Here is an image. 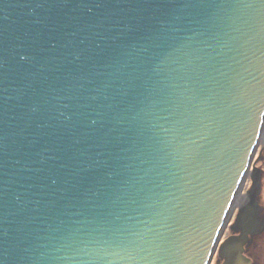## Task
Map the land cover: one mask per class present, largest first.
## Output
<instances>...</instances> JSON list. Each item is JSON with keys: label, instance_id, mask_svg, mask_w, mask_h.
<instances>
[{"label": "water", "instance_id": "obj_1", "mask_svg": "<svg viewBox=\"0 0 264 264\" xmlns=\"http://www.w3.org/2000/svg\"><path fill=\"white\" fill-rule=\"evenodd\" d=\"M263 134L264 0H0V264H252Z\"/></svg>", "mask_w": 264, "mask_h": 264}, {"label": "rangeland", "instance_id": "obj_2", "mask_svg": "<svg viewBox=\"0 0 264 264\" xmlns=\"http://www.w3.org/2000/svg\"><path fill=\"white\" fill-rule=\"evenodd\" d=\"M250 172L244 184L242 193L250 191L254 186V191L251 196V206L256 212L257 221L260 223L259 228L249 236L248 242L245 246L244 254L249 258L252 264H264V140L262 139L258 147L256 155L250 166ZM254 173V178L250 174ZM253 180L255 183L253 184ZM241 198V197H240ZM241 200L235 204L232 218L229 220L222 234L220 245L228 237L238 235L240 228L237 217L240 214L239 205ZM218 248L216 254L212 259L211 264H222L223 258Z\"/></svg>", "mask_w": 264, "mask_h": 264}, {"label": "bare ground", "instance_id": "obj_3", "mask_svg": "<svg viewBox=\"0 0 264 264\" xmlns=\"http://www.w3.org/2000/svg\"><path fill=\"white\" fill-rule=\"evenodd\" d=\"M262 139L264 140V134H263V137H262ZM262 139H261V140H262Z\"/></svg>", "mask_w": 264, "mask_h": 264}]
</instances>
